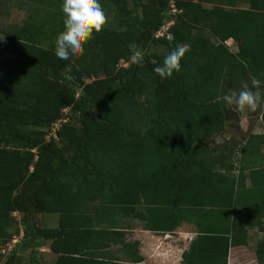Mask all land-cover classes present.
Returning a JSON list of instances; mask_svg holds the SVG:
<instances>
[{
  "label": "trees",
  "instance_id": "16d2710c",
  "mask_svg": "<svg viewBox=\"0 0 264 264\" xmlns=\"http://www.w3.org/2000/svg\"><path fill=\"white\" fill-rule=\"evenodd\" d=\"M26 1L42 11L0 32V244L23 233L28 264L46 244L55 264H115L97 251L129 250L123 220L134 214L155 232L195 224L184 264H228L256 228L264 264V168L232 162L237 145L263 156L264 135L211 147L240 129L220 98L253 76L264 97V0H99L108 22L69 60L55 55L63 0ZM169 22L170 37L156 38ZM205 30L211 39L196 36ZM132 43L141 65L129 63ZM177 44L190 46L181 70L161 79L154 69ZM256 115L264 124V102ZM45 215L58 227L39 224Z\"/></svg>",
  "mask_w": 264,
  "mask_h": 264
},
{
  "label": "crops",
  "instance_id": "0c3cea01",
  "mask_svg": "<svg viewBox=\"0 0 264 264\" xmlns=\"http://www.w3.org/2000/svg\"><path fill=\"white\" fill-rule=\"evenodd\" d=\"M229 43L235 44L232 39L227 41L228 45ZM235 49V51H237V47ZM259 120L261 121L260 118ZM261 124H263L262 121ZM239 126L240 129L228 125L225 132L213 140L211 147L216 148L220 145H228L232 147V145L237 144V141L241 140L243 137H246L247 140L251 136L262 137L264 135V130L246 129L242 119L239 122ZM242 135L244 136L242 137ZM241 149V146L237 145L236 155H234L232 159V162L237 167L241 165L246 169H250L252 167L264 168L263 147H261V154L263 156L258 154L259 151L257 152L256 147L251 149L248 153H244L245 155L242 154ZM245 174L248 173L245 172ZM250 186V180L247 179L246 187L249 188ZM18 215L19 214H17V216ZM127 219L129 218L123 220L125 225V229L123 231L125 233L126 243H130V249L128 250L127 247H123V245L119 243L115 244L112 248H109V250L99 249L97 251L98 254H101V256H107L109 253L111 255L110 259H114L115 264H184L183 254L189 249L192 241L197 237V228L195 224L187 222V220L183 219L180 226L175 228L173 231L155 232L146 229L144 221L137 216H134V214L130 216V222H127ZM38 221L43 227H58V221L54 220L52 216H39ZM18 238V241L17 238H14L9 244H0V264H4L7 259L13 255H15L19 261L18 264H22L19 253L24 254V256L29 260L28 256L31 253V250L23 249V233H21ZM262 239V232L256 228H249L248 245L232 247L229 252L228 264H250L253 263V260L255 261L253 264H258L255 252L259 242ZM134 243H139V246L135 247ZM12 244H15L14 249L11 247ZM16 244L19 245L16 246ZM36 249L38 251L37 259H39V264H55L57 255L52 253L49 244L44 245L42 248ZM137 250L139 255L143 257V261L140 263L136 262L135 260V258L138 256ZM10 253L11 255H9ZM251 258L253 260H251Z\"/></svg>",
  "mask_w": 264,
  "mask_h": 264
},
{
  "label": "clouds",
  "instance_id": "9594fccd",
  "mask_svg": "<svg viewBox=\"0 0 264 264\" xmlns=\"http://www.w3.org/2000/svg\"><path fill=\"white\" fill-rule=\"evenodd\" d=\"M62 13L64 15V31L56 40L55 55L60 60L83 55L84 46L93 38L94 33H100L108 22L99 0H63ZM4 36H0L3 40ZM131 55L129 63L141 65L144 53L135 44H129ZM190 50L187 44H177L165 56L162 65L155 67L154 72L161 78H171L174 72L181 70V60ZM229 107H234L240 113L256 112L261 109L264 97L261 92V81L257 77L251 78V87L243 82L239 92L232 91L220 98Z\"/></svg>",
  "mask_w": 264,
  "mask_h": 264
},
{
  "label": "rangeland",
  "instance_id": "374dc122",
  "mask_svg": "<svg viewBox=\"0 0 264 264\" xmlns=\"http://www.w3.org/2000/svg\"><path fill=\"white\" fill-rule=\"evenodd\" d=\"M241 7H246V5H242ZM36 11H42V6L37 5V4L30 2V1H26V0H6L5 4L1 10L0 32L7 34V33L11 32L13 29H15L16 27L22 26L24 24V22L27 20V18H29ZM195 34L197 37H200V38L211 39V34L207 30L198 31ZM229 45H230L231 51L236 50L235 49L237 47L236 43L235 44L229 43ZM120 65L125 66L127 64L122 61ZM95 79H96V77H93L92 79H88L87 82H91ZM239 91L236 90V92H239ZM231 108H232V113L235 115H239L240 119H242V122L244 123L246 129H248V130H257V129L264 130V124H261V121L259 120V118L256 115V113H258L260 109H258L256 112L246 111L245 113H240L237 110H235L234 107H231ZM65 113L67 114L68 111H66ZM58 125H59V123L57 124V126ZM54 129L56 131V127ZM244 135H246V134H244ZM244 135H242V137ZM45 216H52L54 220L58 221V215H45ZM20 218H21V216L19 217V215L17 216V214H16V221L13 224V228L14 227L15 228L20 227V225H19ZM129 219H130V217H129ZM129 219H127V222H130ZM123 226H125L124 223H123ZM15 238H17V241L19 240L18 237H15ZM14 245L15 244H12V246H11L12 249H14ZM17 245H19V244H16V246ZM19 254L21 257L20 259H21L22 264H28V261H29L28 258H26L24 256V254H21V253H19ZM9 255H11V253ZM251 260H253V259L251 258ZM253 263H255L254 260H253ZM253 263H250V264H253Z\"/></svg>",
  "mask_w": 264,
  "mask_h": 264
},
{
  "label": "built area",
  "instance_id": "2783aa9c",
  "mask_svg": "<svg viewBox=\"0 0 264 264\" xmlns=\"http://www.w3.org/2000/svg\"><path fill=\"white\" fill-rule=\"evenodd\" d=\"M172 25V23L171 22H169V23H167L166 25H164L162 28H161V30L160 31H158L157 33H156V38H160V37H164V36H167L168 38L170 37V35L168 34V31H169V28H170V26ZM58 126L56 125V128H57ZM54 133H55V129H54Z\"/></svg>",
  "mask_w": 264,
  "mask_h": 264
}]
</instances>
